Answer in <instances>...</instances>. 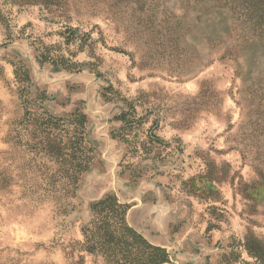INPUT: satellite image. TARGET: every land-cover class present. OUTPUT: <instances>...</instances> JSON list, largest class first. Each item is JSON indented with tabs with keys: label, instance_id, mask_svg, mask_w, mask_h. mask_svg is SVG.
<instances>
[{
	"label": "rangeland",
	"instance_id": "1",
	"mask_svg": "<svg viewBox=\"0 0 264 264\" xmlns=\"http://www.w3.org/2000/svg\"><path fill=\"white\" fill-rule=\"evenodd\" d=\"M241 6L243 18L225 0H0V264H94L76 249L108 195L166 264H259L244 243L264 242V6ZM18 76L51 114L87 117L93 160L67 190L15 143ZM121 111L142 123L122 128ZM199 177L198 197L184 183Z\"/></svg>",
	"mask_w": 264,
	"mask_h": 264
},
{
	"label": "trees",
	"instance_id": "2",
	"mask_svg": "<svg viewBox=\"0 0 264 264\" xmlns=\"http://www.w3.org/2000/svg\"><path fill=\"white\" fill-rule=\"evenodd\" d=\"M240 18L253 2L254 6H264V0H225ZM242 2L244 4H242ZM243 18V17H242ZM76 29L67 28L66 44L75 42ZM47 60L48 58H43ZM53 65L63 66V69L76 70L81 67L80 63L66 61L63 57L50 59ZM61 64V65H60ZM19 87V100L22 102L26 117L20 122V131H17L16 144L23 142L29 151L43 154L58 167L55 175L56 185L62 186L61 190L72 187L85 173L93 160L94 145L88 138L87 117L78 110L62 116H56L48 112L42 105L47 100L43 92L32 89L28 79L16 77ZM130 112L134 108L126 100ZM36 108L40 112H32ZM129 111H121L114 117L122 123V128L135 123L140 125V119H132ZM158 122L149 129L158 127ZM26 137L24 141L23 138ZM152 142V138L149 137ZM192 179L184 183L188 193L193 196L202 194L201 189L195 186ZM210 183L213 181H209ZM210 192V191H209ZM199 197V196H198ZM129 207L120 203L117 197L108 195L92 203L89 206L90 220L82 226L83 240L79 242L78 252L92 256L94 264H166L169 256L165 249L154 246L132 229L126 220ZM247 255L259 264H264V242H260L251 235L245 237L244 243ZM82 260V259H81Z\"/></svg>",
	"mask_w": 264,
	"mask_h": 264
}]
</instances>
